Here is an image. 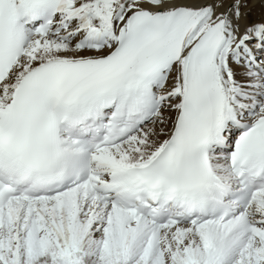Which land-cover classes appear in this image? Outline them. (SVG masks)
I'll list each match as a JSON object with an SVG mask.
<instances>
[{
	"label": "snow or ice",
	"instance_id": "snow-or-ice-1",
	"mask_svg": "<svg viewBox=\"0 0 264 264\" xmlns=\"http://www.w3.org/2000/svg\"><path fill=\"white\" fill-rule=\"evenodd\" d=\"M0 264H264V0H0Z\"/></svg>",
	"mask_w": 264,
	"mask_h": 264
}]
</instances>
